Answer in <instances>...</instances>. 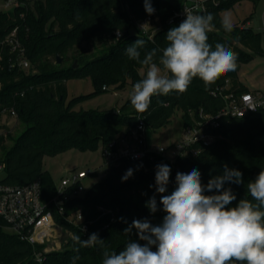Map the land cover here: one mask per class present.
Instances as JSON below:
<instances>
[{
  "label": "trees",
  "instance_id": "obj_1",
  "mask_svg": "<svg viewBox=\"0 0 264 264\" xmlns=\"http://www.w3.org/2000/svg\"><path fill=\"white\" fill-rule=\"evenodd\" d=\"M240 1L223 0L201 13L214 15L215 27L208 33V43L213 50L217 43L233 50L237 56L236 70L222 75L209 87L197 77L184 93L173 91L153 96L148 110L141 113L148 129L157 131L169 125L177 111L182 112L183 125L187 126L200 118L201 111L218 113L226 105V95L250 90L239 78L240 62L249 61L254 53H264L261 34L245 23L234 24L231 32L221 26V13ZM150 2L162 21V28L153 39L136 28L135 22L149 15L144 0H17L13 9H0V41L17 27L31 63L29 69L8 70L6 67L0 71V115L3 106H13L18 114L14 128L24 127L20 133L6 127L7 135H0V163L4 164L5 171L0 184L22 186L39 179L44 199H48L56 193V183L44 169L46 155H57L69 149L103 148L137 125L139 113L132 107L130 98L122 107L109 110L77 106L110 91L108 87L120 90L144 77L140 70H146L145 66L126 55V48L137 38L146 41L139 50L141 59L148 51L157 49L154 62L158 63L162 49L167 46L166 33L181 22L168 19L183 0ZM117 30L121 31L118 39ZM0 54L3 63L8 64L7 48L0 45ZM58 56L63 58L61 63L57 62ZM86 77L91 79L94 90L69 98L66 82ZM212 133L215 138L210 144L194 143L173 161L157 155L147 163V169L138 162L123 159L84 194L67 203L68 212L81 207L87 218L94 220L90 232L104 240L103 246L81 247L73 236L86 240L91 234L84 235L64 216L55 213L56 221L70 230L72 237L61 250L45 253L44 261L39 262L37 253L43 251L44 245L33 244L8 232L0 218V264H72L76 255L80 257L76 264H102L105 248L118 254L130 240L145 243L139 240L135 229L128 235L124 234V229L134 219L148 220L152 225L162 223L165 213L160 204L161 194L155 190L158 164L171 168L170 182L163 195L174 191L177 172L188 173L195 168L201 174L202 184L206 185L211 178L222 175L227 165L243 173L242 184L225 185L237 197L228 207H234L243 198L251 200L247 183L254 181L264 169V108L242 117L224 116ZM130 168L134 170L133 175L122 181ZM98 176V171L92 173V177ZM153 196L157 202L155 213L146 206ZM101 207L112 211L116 220L111 222V213H103ZM106 223L109 225L102 228Z\"/></svg>",
  "mask_w": 264,
  "mask_h": 264
},
{
  "label": "clouds",
  "instance_id": "obj_2",
  "mask_svg": "<svg viewBox=\"0 0 264 264\" xmlns=\"http://www.w3.org/2000/svg\"><path fill=\"white\" fill-rule=\"evenodd\" d=\"M144 6L149 15L154 14L150 0H144ZM214 19L212 13L185 12L179 26L166 33L167 46L162 49L158 63L154 62L157 49L148 51L141 59L139 50L145 46L144 39L137 38L126 48L128 58L146 68L144 77L130 93L131 105L137 113L148 110L153 96L186 92L193 78L198 77L209 87L222 75L236 70L237 56L233 50L220 43L213 50L208 43ZM221 26L226 32L233 30L229 16L221 19ZM120 35L118 31L117 38ZM133 171L128 169L122 181L130 178ZM170 174L167 164L156 165L155 190L161 194L160 204L165 213L162 223L152 225L148 220L134 219L124 234L135 229L139 240L145 243L130 240L118 254L105 248L102 264H264V169L247 183L252 199H240L234 207L228 206L237 197L225 185L242 184L241 171L225 165L222 175L211 178L206 185L195 168L188 173L177 172L174 191L163 195ZM146 206L151 213L157 211L155 196ZM73 240L84 248L104 244L97 233L86 240L73 236ZM75 251L78 253L79 248ZM79 259V255L73 257L72 264Z\"/></svg>",
  "mask_w": 264,
  "mask_h": 264
},
{
  "label": "built area",
  "instance_id": "obj_3",
  "mask_svg": "<svg viewBox=\"0 0 264 264\" xmlns=\"http://www.w3.org/2000/svg\"><path fill=\"white\" fill-rule=\"evenodd\" d=\"M222 1L183 0L168 21L179 20L182 22L185 19V12L201 14ZM10 4L11 0H0V7L3 6L6 9ZM135 23L141 32L150 39H153L154 35L162 28V21L157 10L154 14L137 20ZM118 31L121 33L120 30H117L116 36ZM0 45L7 48L10 55L8 64H4L0 54V71L6 67L8 70L15 67L30 68L31 63L26 55V48L19 38L17 27L0 41ZM262 108H264V90L262 89L244 91L237 95L234 93L226 95V105L218 113L207 114L201 111L199 119L184 126L185 136L172 148L164 145H149L148 127L144 116L139 113L137 125L128 134L121 135L103 147L104 162L111 168L118 166L123 159H129L138 162L147 169V163L153 161L157 155L173 161L179 153L194 143L210 144L215 138L212 129L220 125L222 117H242ZM17 116V111L13 106L2 107L0 117L17 120ZM7 133L6 127L0 128V135H7ZM2 168H4V164L0 163V169ZM95 171L99 172V169L82 168L64 176L56 184V193L48 199H44L43 187L39 179L22 186L0 184V218L5 230L18 235L22 240L44 245L51 238L60 235L61 231L65 229L55 219V213H58L78 227L84 235H90V227L94 220L88 219L81 207L73 208L68 212L67 203L73 197L81 196L87 191L85 180L92 177V173ZM105 175L106 173L103 176ZM101 209L103 213H111V222L116 220L112 211L103 207ZM108 225L109 223H106L102 228ZM99 230L97 229V231ZM48 252H50L49 249L44 246L43 251L37 253L39 262L44 261V254Z\"/></svg>",
  "mask_w": 264,
  "mask_h": 264
},
{
  "label": "rangeland",
  "instance_id": "obj_4",
  "mask_svg": "<svg viewBox=\"0 0 264 264\" xmlns=\"http://www.w3.org/2000/svg\"><path fill=\"white\" fill-rule=\"evenodd\" d=\"M4 1V0H1ZM17 0H11V4L6 10H11L15 7ZM5 9L3 6L0 9ZM227 15L230 17L232 24H243L251 27L255 32L261 34L262 50L264 52V0H241L229 10L221 13L222 18ZM138 30V26H136ZM141 31V30H140ZM141 74L144 75L146 70L141 69ZM240 80L251 90H264V53H254L253 58L247 62H240L239 68ZM69 98L80 94H87L94 90V86L89 77L73 78L66 82ZM134 85H126L123 89L115 90L113 86L108 87L110 91L100 93L94 97L86 99L77 107L84 109L99 108L109 110L120 108L130 98V93ZM16 120L10 117H0V128H13V133H20L24 127L21 125L15 126ZM10 123V125H8ZM185 127L183 125L182 112L177 111L172 122L157 130L148 129V143L151 146L164 145L172 148L178 144L185 136ZM44 169L48 170L55 181L60 180L73 171L82 168L99 169L98 177H90L85 180L86 186L89 188L93 183L98 181L105 173L109 171V166L105 164L103 158V148L99 146L94 150L80 151L77 149H69L57 155H46L43 159ZM5 176L4 168L0 169V180ZM72 237L70 230L63 229L60 235L51 238L44 246L49 251L61 250L64 244Z\"/></svg>",
  "mask_w": 264,
  "mask_h": 264
},
{
  "label": "water",
  "instance_id": "obj_5",
  "mask_svg": "<svg viewBox=\"0 0 264 264\" xmlns=\"http://www.w3.org/2000/svg\"><path fill=\"white\" fill-rule=\"evenodd\" d=\"M58 58H59V59H58V61H57V62H58V63H61V62L63 61V58H62V57H60V56H58ZM74 65H75V66H77V65H78V64H77V62H75V64H74Z\"/></svg>",
  "mask_w": 264,
  "mask_h": 264
},
{
  "label": "crops",
  "instance_id": "obj_6",
  "mask_svg": "<svg viewBox=\"0 0 264 264\" xmlns=\"http://www.w3.org/2000/svg\"><path fill=\"white\" fill-rule=\"evenodd\" d=\"M251 90V89H250Z\"/></svg>",
  "mask_w": 264,
  "mask_h": 264
}]
</instances>
